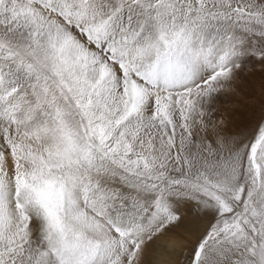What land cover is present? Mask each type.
Returning a JSON list of instances; mask_svg holds the SVG:
<instances>
[{"label":"snow or ice","instance_id":"6c2138e0","mask_svg":"<svg viewBox=\"0 0 264 264\" xmlns=\"http://www.w3.org/2000/svg\"><path fill=\"white\" fill-rule=\"evenodd\" d=\"M0 264H264V0H0Z\"/></svg>","mask_w":264,"mask_h":264}]
</instances>
